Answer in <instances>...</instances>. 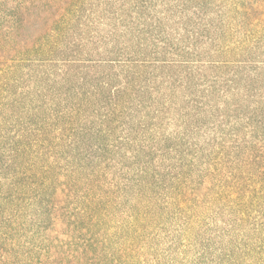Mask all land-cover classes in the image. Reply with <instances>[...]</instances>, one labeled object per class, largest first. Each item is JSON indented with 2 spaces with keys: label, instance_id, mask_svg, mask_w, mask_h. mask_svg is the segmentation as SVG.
<instances>
[{
  "label": "trees",
  "instance_id": "1",
  "mask_svg": "<svg viewBox=\"0 0 264 264\" xmlns=\"http://www.w3.org/2000/svg\"><path fill=\"white\" fill-rule=\"evenodd\" d=\"M0 264H264V0H0Z\"/></svg>",
  "mask_w": 264,
  "mask_h": 264
},
{
  "label": "rangeland",
  "instance_id": "2",
  "mask_svg": "<svg viewBox=\"0 0 264 264\" xmlns=\"http://www.w3.org/2000/svg\"><path fill=\"white\" fill-rule=\"evenodd\" d=\"M188 49H189V48H188ZM194 49H195V48H194ZM188 51H189V50H188ZM190 51L195 52V50H193L192 48H191ZM100 71H102V73H109V72H110V69H107V68H101Z\"/></svg>",
  "mask_w": 264,
  "mask_h": 264
}]
</instances>
